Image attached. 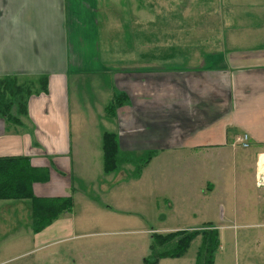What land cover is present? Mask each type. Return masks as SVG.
<instances>
[{
  "label": "crops",
  "instance_id": "obj_1",
  "mask_svg": "<svg viewBox=\"0 0 264 264\" xmlns=\"http://www.w3.org/2000/svg\"><path fill=\"white\" fill-rule=\"evenodd\" d=\"M121 1L0 0V77L33 81L41 76L46 83L45 94L41 91L27 98L26 114L19 127L6 125L0 119V157H27L32 168L49 169L47 183L30 187L35 198L69 196L66 194V189L71 186L67 178L69 168L66 167L68 172H62L57 162V159L66 160L67 155L71 160L75 156L70 154L68 145L70 108L66 83L69 77L79 75L91 60L97 62L93 47L104 50L106 54L100 58L108 61L112 50L107 43L116 40L111 37L105 47L103 43L97 47L100 39L97 19L100 17L102 24L108 27L105 34L110 30L111 35L117 32L123 36L121 46L124 49L122 62L114 68V65L98 64L107 77L108 98L117 92L123 96L122 106L115 109L112 119L103 114L102 107L104 122L114 125L113 134L121 153L153 152L136 178H130V173L122 171L101 174L113 176L111 182L114 185L143 182V188L160 193L159 197L168 202L169 209L177 210L184 219H199L200 227L213 226L212 221L216 219L206 207V198L214 194L215 189L224 188V176L218 162L221 155L228 158L239 146L236 138L247 135L246 147L251 150L242 160L247 161V183L250 185L254 180L255 156L264 153V38L254 39V32L237 34L231 28L239 23L238 18H248L255 5L253 2L248 4L249 0H216L219 11L214 14L220 20L221 32L233 29L232 33L222 42H215L217 46L212 51L215 43L211 41V23L206 12L202 15L205 21L201 31L191 25L185 29L188 34H202V42L191 44L189 39L188 45L183 44L185 51L193 48L196 52H205L186 56L180 54V0H154L150 14L148 8L131 10L129 3L133 0H123L120 7ZM203 2L210 4V0ZM232 6L237 11L235 15L230 11ZM114 8L123 13L116 21L111 19ZM241 8L251 10L246 12ZM209 12L210 17L213 10ZM119 43L116 42L115 52ZM161 48L171 54L163 53L157 58L145 53L148 49ZM102 131L105 130L101 128L100 133ZM178 153L185 155L180 157L188 163L173 164V169L166 172L172 177L174 186L180 185V190L173 189L172 195L165 198L156 184L157 170L149 173L147 170L156 160L166 155L175 158ZM100 157L102 159V153ZM49 158L53 168H49ZM211 163L216 164L215 168ZM123 166L130 167L128 164ZM230 174L231 187L237 184L239 176L234 172ZM244 198L233 189L235 201H244ZM193 201H198L200 206L191 210ZM7 203L0 205V209L8 207ZM244 203L239 204L241 217L249 210L245 208L243 212ZM70 217L71 212L58 216L51 226L37 235L32 234L31 240L40 246L72 233ZM215 229L218 238L220 229ZM261 240H264V233L254 243Z\"/></svg>",
  "mask_w": 264,
  "mask_h": 264
},
{
  "label": "rangeland",
  "instance_id": "obj_2",
  "mask_svg": "<svg viewBox=\"0 0 264 264\" xmlns=\"http://www.w3.org/2000/svg\"><path fill=\"white\" fill-rule=\"evenodd\" d=\"M122 2L123 0L120 7ZM216 2V0H210V4L204 3L203 0H180L178 2L181 11L178 19L181 37L179 43L182 45L180 54L194 56L193 53L199 55L200 52H205L203 50L196 52L193 48L185 51L183 44L187 43L188 45L189 39L191 44L199 40L200 43L202 42L204 39H201L202 34H188L185 33V29L191 25L195 30L200 29L201 31L205 21L202 15L206 12L209 23H211L212 44L218 41V43L222 42L221 40L229 36L233 29H235L233 32L237 34L238 32H242V34L254 32L255 34H252L254 39L262 40L264 38V0H249L248 4L253 2L255 7L247 16L248 18H238L239 23L236 26H231L233 29H229L225 33L221 32L220 20L214 14L219 11V2ZM154 3V0H133L129 3V7L131 10L139 8L146 10L148 8L150 14L149 8L153 9ZM230 8V11L235 15L237 13L235 7ZM212 10L209 17V11ZM240 10L249 12L251 9L241 8ZM114 11L115 14L111 15L112 20L116 21L118 17L123 16L122 11H116V8ZM119 23L121 24V19H119ZM97 25L100 30L97 47H101V43L105 47L111 37L120 43L116 52L114 50L116 42L109 41L107 43L112 50L108 61H103L100 58L106 54L104 50H95L93 47L94 56L97 55V62L91 60L89 65H84L79 75L69 77L68 83H66L70 108L68 109L70 116L68 145L70 148H68L70 154H75V156L71 160L67 155L66 160L57 159V162L60 163V171L68 172L66 167L69 168L67 178H69L71 186L66 189V194L71 197L73 206L70 217L73 224L72 233L62 236L60 240H53L49 244L39 246L31 240L28 201L25 200L22 203L0 201V205L7 203L8 206L0 209V264H141L148 253L149 235L156 233L164 235L172 231L181 232L200 228L201 221L199 219H184V215H180L177 210L169 209L168 202L159 197L160 193L143 188V182L139 184L132 181L124 186L114 185L111 182L113 176L101 174L99 134L101 128L113 134L115 127L104 122L106 118L101 114L102 107L109 103L111 98H108L107 90L109 89L105 86L107 77L104 75L106 74L100 71L98 64L114 65L112 66L114 68L118 62L119 64L122 62L124 49L121 46L123 36L117 32L111 35L110 30L105 34L108 27L106 28L102 24L100 17L97 19ZM121 29L122 27L118 30L121 31ZM215 46L217 43L212 46V51H215ZM149 47L148 45L147 48ZM145 53L147 56H157V58L163 53L171 54L170 51L163 48L160 50L148 49ZM249 150H251L249 146L247 148L236 146L234 151L229 153L228 158L222 154L218 160L224 176V188L223 190L215 189L214 194L206 198V207L209 208L210 213H214L216 219L212 221V224L220 229L218 236L220 246L213 258V264H264V258L261 259V256L264 255V240L254 243L264 233V190H255L252 184L247 183L249 180L247 161L242 158ZM261 154L264 153L256 155L260 156ZM130 156H135V154L127 155V157ZM180 156L185 155L178 153L175 158L166 155L153 162V165L147 170V173L153 169L157 170L156 184L164 195L162 197L171 196L173 189L180 190V185L174 186L172 177L166 174L173 169V164L188 163ZM136 159V162L128 164L130 167L121 165L117 171L127 174L135 166L137 169L140 160L135 157ZM49 161V168H53L52 159L49 158ZM215 166V163H211V167L215 168ZM231 172L237 174L240 179L236 178L238 179L237 184L230 187ZM148 185L147 182L146 186ZM185 188L187 189V187ZM233 189L240 197L245 196V200L235 201ZM243 202H245L243 212L245 208L249 209L246 210L245 217H241L239 212V204ZM16 203H20L22 206ZM199 206L198 201H193L190 209L193 210ZM251 208H253L252 211ZM198 244L199 240L195 238L181 259L159 260L157 264H192Z\"/></svg>",
  "mask_w": 264,
  "mask_h": 264
},
{
  "label": "trees",
  "instance_id": "obj_3",
  "mask_svg": "<svg viewBox=\"0 0 264 264\" xmlns=\"http://www.w3.org/2000/svg\"><path fill=\"white\" fill-rule=\"evenodd\" d=\"M45 84V78H41V76L33 81L19 80L12 76L0 77V119L6 125L19 127L22 117L26 114L27 98L41 91L45 94ZM122 98L123 96L119 92L112 94L110 104L103 107V114L108 119H112L115 109L122 106ZM99 140L101 141V172L103 174H113L120 169L121 165L136 162L135 157H137L140 164L137 169L135 166L130 171V178H136L147 160L153 156V152H145L127 157V155L135 153H121L118 150V141L114 134L107 131L100 133ZM28 161L27 157H0V200H27L30 208V233L37 235L45 227L51 226L58 216L71 212V197L35 198L31 194L30 187L32 184L47 183L49 169L32 168ZM217 233L214 226L207 224L191 231H172L164 235L157 233L149 235L150 245L146 254L148 257H144L141 264H157L159 260L163 259H181L195 238L199 240V244L196 246L192 264H213V258L219 246Z\"/></svg>",
  "mask_w": 264,
  "mask_h": 264
},
{
  "label": "built area",
  "instance_id": "obj_4",
  "mask_svg": "<svg viewBox=\"0 0 264 264\" xmlns=\"http://www.w3.org/2000/svg\"><path fill=\"white\" fill-rule=\"evenodd\" d=\"M247 135L242 134L241 137L236 138V143L240 148H247ZM255 165L253 167L254 180H252V186L255 190H264V154L260 156L256 155Z\"/></svg>",
  "mask_w": 264,
  "mask_h": 264
}]
</instances>
